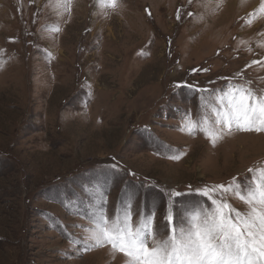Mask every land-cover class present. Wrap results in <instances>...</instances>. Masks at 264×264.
<instances>
[{
  "label": "rangeland",
  "instance_id": "1",
  "mask_svg": "<svg viewBox=\"0 0 264 264\" xmlns=\"http://www.w3.org/2000/svg\"><path fill=\"white\" fill-rule=\"evenodd\" d=\"M56 3L0 0V264H125L71 242L101 192L109 216L131 199L133 220L155 207L160 224L264 167V133L214 146L182 130L202 115L200 89L264 88L262 0Z\"/></svg>",
  "mask_w": 264,
  "mask_h": 264
},
{
  "label": "snow or ice",
  "instance_id": "2",
  "mask_svg": "<svg viewBox=\"0 0 264 264\" xmlns=\"http://www.w3.org/2000/svg\"><path fill=\"white\" fill-rule=\"evenodd\" d=\"M72 2L57 0L56 7L70 12ZM118 3L97 0L106 9L115 10ZM260 11L264 12V0ZM50 31L59 33L61 29L55 26ZM3 66L0 62V69ZM199 91L207 94L200 98L202 115L192 120L186 114L182 130L194 134L199 129L214 146L233 132L264 133V88L253 87L249 80L229 83L223 90ZM247 171L252 174L247 183L233 177L227 184L197 190L210 205L199 202L178 219L169 206L160 224L155 222V207L133 220L131 199L109 216L106 193L101 192L100 205L87 214L85 236L71 242H80L83 251L109 246L113 254H123L125 264H264V167ZM170 195L179 197L181 193L173 191ZM230 198L241 201L244 210L234 207Z\"/></svg>",
  "mask_w": 264,
  "mask_h": 264
}]
</instances>
